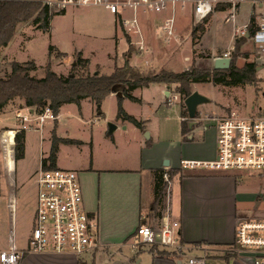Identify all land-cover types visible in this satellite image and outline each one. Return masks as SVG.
Returning a JSON list of instances; mask_svg holds the SVG:
<instances>
[{
	"label": "rangeland",
	"instance_id": "374dc122",
	"mask_svg": "<svg viewBox=\"0 0 264 264\" xmlns=\"http://www.w3.org/2000/svg\"><path fill=\"white\" fill-rule=\"evenodd\" d=\"M48 1L54 3L50 5L53 11L64 9L65 12L53 16L49 31L35 28L32 21L18 24L16 34L0 56L1 78L11 75L14 61L30 67L28 73L36 78L45 77L48 69L58 75L67 76L75 71L74 66L80 52L90 62L87 68L79 66L78 73L86 69L90 73L99 71L100 74H111L117 66L125 64L128 54L132 57L133 54L140 57L136 45L140 36L152 48V52L145 56L148 62H144L143 57L140 60L132 59L131 63L128 61L145 75L181 73L185 70H193L195 75L205 70L213 72L214 59L225 54L231 57L238 67H243L247 61H256L258 81L253 84H216L212 77H208L200 82L166 84L169 86L168 90L179 94L180 99L173 104H168V99L156 87L143 91L142 103L129 102L130 99L125 101L127 108L136 115L146 119H156L159 122L152 135L155 141L154 153L158 157L165 156L163 160L171 159L173 165H178L181 156H190L189 154L194 153V150L185 147L189 142L191 145L200 143L207 146L215 143L216 117L227 115L232 111L249 115L264 108V55H259V50L250 37L243 39L244 36L238 35L239 29L243 26L236 32L234 26L232 29L233 23H236L237 28L242 24L238 21L241 8L235 10V21H228L226 18L231 8L220 5L218 10L199 23L195 22L189 8L185 10L179 8L176 24L178 38L166 42L160 27L167 13L148 15L141 12V31L133 32L131 35L124 30L121 16L110 13L104 6L66 4L61 8L55 3L64 0H46ZM241 5L244 21H247L251 16V13L249 14L251 4L244 1ZM115 29L119 32L118 41L115 37H108V34ZM25 32L29 33V39L28 34L24 36ZM50 45H56V49L51 53ZM60 50L67 54L60 53ZM30 62H34L35 68L29 65ZM184 87L191 93L199 91L210 99L208 103L198 106L196 119H190L188 113L185 116L186 123L196 121L193 130L195 141L188 142H185L181 135V115L182 110L186 109L184 100L187 96L180 91ZM23 107H26L24 98L16 97L0 111V249L9 247L14 222L13 213H15L14 226L18 247L28 245L35 224L38 203L36 179L41 170V159L49 155L52 148V145H48L49 137L52 139L50 131L52 127L56 128V135L66 139L58 145L61 149L57 167L76 170L74 165L87 163L94 157L96 161L105 164L140 155L139 148L120 143L118 137L119 145H110L119 128L109 132L108 123L117 119L119 99L109 94L103 100L100 110L98 105L89 99L84 100L81 108L77 104H65L61 108L58 122L48 120L42 134L36 129L26 130L27 145L25 141L24 156L16 159L14 152L13 158L9 148L8 161L13 167L15 160L16 167V172L10 176L5 167L1 134L6 127H19L16 109ZM69 140L72 142H67ZM91 140H97L98 145H90L86 142ZM236 176L246 179L250 187L264 190V180L256 172H237ZM203 181L204 179L197 181L193 186L198 187ZM14 195L17 205L13 210L8 207V203ZM262 203L260 204L264 205L263 201Z\"/></svg>",
	"mask_w": 264,
	"mask_h": 264
},
{
	"label": "crops",
	"instance_id": "0c3cea01",
	"mask_svg": "<svg viewBox=\"0 0 264 264\" xmlns=\"http://www.w3.org/2000/svg\"><path fill=\"white\" fill-rule=\"evenodd\" d=\"M248 2L251 4L250 1ZM239 8H241V13H239L240 19L238 21H241L242 24L237 28L236 23H233L232 29L234 26L235 32L249 21H244L242 5ZM251 9L252 7L249 6V14ZM260 11L264 12V2L260 7ZM25 34H28L29 39V33L25 32L24 36ZM118 34V30L115 29L111 34H108V37H115L118 41ZM139 56L133 54L132 57L131 54H128L127 59L131 63L132 59L140 60L143 57ZM153 87L161 90L164 97L168 99L170 90H168L169 86L165 83H155L148 87L135 89L132 93L139 101L123 97L124 109L144 123L143 129L130 121L118 118V114L117 119L113 121L118 125L119 131L117 130V135L113 136L110 145H119L118 137L120 143L139 148V157H127L123 160L110 161L105 164L96 161L94 157L87 163L74 165L80 176L85 206L98 219L99 246L80 257L73 253L27 252L21 259L20 264H189V256L197 255H205L207 264H252L247 253L236 252L230 246L235 243L236 227L239 219L261 213L264 208V205H262L264 190L260 191L250 187L246 183V179L236 176L237 172L183 170L180 167V162H178V165H173L171 159H169V165H165V160H163L165 156L158 157L154 153L155 141L152 135L159 122L156 119H146L143 116L136 115L127 108L125 103L127 99L129 102L142 103L143 91ZM111 96L119 99L118 94L114 92L111 93ZM183 111L181 115L182 122H187L183 119L185 117ZM60 116L61 109L58 118ZM58 118L55 120L56 123L59 120ZM195 123L196 121L193 125L191 121L187 123L190 130L186 138L181 131L185 142L195 141V137H193ZM50 131L52 132V139L49 137L48 145H52L56 138L61 139V141L66 140L56 135L55 127H52ZM40 133L42 134L43 130ZM67 142H72V140ZM86 142H89L90 145H98L97 140ZM195 144L197 143L191 145V142H189L185 145L189 150H194V153L189 154L190 156L183 155L180 160L182 158H212L217 153V135L215 143L211 146L200 145V143ZM60 149L59 146L55 167H57L60 160ZM48 156H43V158ZM5 167L7 170L6 155ZM162 169L165 180L164 196L162 204L155 208V172ZM165 174H168V179L165 178ZM203 179V183L199 184L198 187L193 186L197 181ZM13 199L16 200L17 204L15 195L9 202ZM13 216L15 222V213H13ZM166 220H178L181 224L180 237L182 241L197 247L190 250L182 260L175 259L171 254V250L160 245H144L138 249L132 246L133 237L141 222L147 221L148 223L153 222L160 225L162 221ZM14 222L11 235L13 232L16 234ZM25 248H27L26 244L20 249Z\"/></svg>",
	"mask_w": 264,
	"mask_h": 264
},
{
	"label": "built area",
	"instance_id": "2783aa9c",
	"mask_svg": "<svg viewBox=\"0 0 264 264\" xmlns=\"http://www.w3.org/2000/svg\"><path fill=\"white\" fill-rule=\"evenodd\" d=\"M244 1L251 2V16L238 31L240 37L250 33L259 55H264V12L260 11L264 0H64L55 3L59 7L66 4L82 6H104L112 14L121 16L124 30L131 35L141 31L140 13L162 15L161 34L165 41L177 40V11L189 8L195 22H203L218 10L219 5L230 7L228 21L236 19V9ZM49 5H54L48 1ZM62 8V7H61ZM254 18V31L250 32ZM144 62L151 48L140 36L136 41ZM224 56H228L225 54ZM168 103L180 99L179 94L170 91ZM19 127L4 129L1 134L7 157V173L12 176L16 171L8 161L9 148L12 154L16 148V135L21 131H42L48 120H56L58 115L50 105L41 110L23 107L16 110ZM183 119H187L183 117ZM215 120L217 130V153L212 158H182L180 167L191 171L256 172L264 180V108L249 115L232 111ZM12 143V145H9ZM168 179V174H165ZM15 181V180H14ZM38 203L35 224L27 248L20 249L15 232L12 233L7 249H0V264H20L27 252L73 253L77 257L99 246L98 219L89 212L84 203V193L78 171L62 167L43 169L36 179ZM264 202V193L262 194ZM16 200L8 203L16 208ZM181 224L178 220L156 223L141 222L133 237L132 246L136 249L144 245H160L171 250L175 259L182 260L187 253L197 248L188 245L180 237ZM234 251L245 252L252 264H264V208L261 213L240 218L236 227ZM189 264H207L205 255L189 256Z\"/></svg>",
	"mask_w": 264,
	"mask_h": 264
},
{
	"label": "trees",
	"instance_id": "16d2710c",
	"mask_svg": "<svg viewBox=\"0 0 264 264\" xmlns=\"http://www.w3.org/2000/svg\"><path fill=\"white\" fill-rule=\"evenodd\" d=\"M62 12L65 10L53 11L46 0H0V56L3 49L9 45L16 34L19 23L32 21L36 28L49 31L53 16ZM254 20L251 18V33L254 31ZM245 38L247 36L243 37V39ZM238 47L239 45H237ZM55 49L56 46L50 45V53ZM89 62V59L83 57L80 52L74 66L75 71L67 76L58 75L53 70L48 69L45 77L36 78L28 73L27 70L30 67L14 61L11 75L6 78L0 77V111L16 97L24 98L26 107H35L36 110H41L50 105L57 115L64 104L74 103L81 108L85 99L95 102L100 110L103 100L113 92V87L121 83L125 85V88L123 96L119 97L118 118L130 121L143 129L144 123L130 115L123 107V97L139 101L132 93L137 88L148 87L155 83L200 82L208 77H212L216 84L225 85L253 84L258 81L256 61L246 62L243 67H238L232 61L231 66L226 70L214 69L213 72L205 70L198 75H195L193 70H185L181 73H163V75H145L140 69L131 65L128 60L122 67L115 68L111 74H100L99 71L90 73L86 69L82 73H78L79 66L87 68ZM29 65L34 66V68L36 66L34 62H30ZM180 93L186 96L191 94L185 87L181 89ZM183 113L187 116V108ZM189 130L187 123L183 121L182 133L185 138ZM25 141V131L19 132L16 135V159L24 156ZM60 141L61 139H54L49 156L42 160L43 169L56 166ZM10 148L12 150V147ZM164 185V171L163 169L157 170L154 189L155 208L162 204ZM234 246L232 244L230 248H235Z\"/></svg>",
	"mask_w": 264,
	"mask_h": 264
},
{
	"label": "water",
	"instance_id": "95a60500",
	"mask_svg": "<svg viewBox=\"0 0 264 264\" xmlns=\"http://www.w3.org/2000/svg\"><path fill=\"white\" fill-rule=\"evenodd\" d=\"M246 36L249 38L250 33H247ZM231 62L232 59L229 56H218L214 59V69H228L231 66ZM124 88H125L124 84H117L113 87V92L118 94L119 97L123 96ZM209 100L210 99L206 95L202 94L199 91H194L193 93L188 95L185 98L184 103L186 105L189 118L192 120L196 119L198 106L204 103H208ZM193 123L194 121H191L192 125ZM108 126H109V132H113L118 127V125L113 122H109ZM169 162L170 161L166 159L165 165H169Z\"/></svg>",
	"mask_w": 264,
	"mask_h": 264
}]
</instances>
